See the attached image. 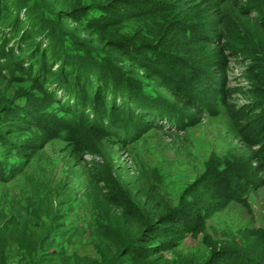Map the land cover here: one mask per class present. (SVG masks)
I'll return each instance as SVG.
<instances>
[{
	"label": "rangeland",
	"instance_id": "obj_1",
	"mask_svg": "<svg viewBox=\"0 0 264 264\" xmlns=\"http://www.w3.org/2000/svg\"><path fill=\"white\" fill-rule=\"evenodd\" d=\"M244 4L242 0H159L157 7L162 8L155 14L144 18L136 14L109 32L112 41L126 36L151 41L160 34L166 47L175 49L180 39L184 51L193 55L198 51L200 58L211 61L220 59L215 54L218 42L202 48L193 42L192 33L176 34L175 23L160 26L173 11L179 20L190 23L201 14L208 25L198 30L205 35L213 32L212 37L220 36L236 51L227 58L224 90L237 87L243 93H233L228 101L200 115L191 108L190 125L183 129L156 122L152 128L140 121L142 133L123 142L95 132L97 128L82 131L78 122L39 124L30 112L25 121L15 113L0 121V136L16 147L12 150L0 140V161L13 165L9 179L0 180V217H10L0 225V264H116L107 248L112 232L120 236L127 231L119 215L121 207L132 205L124 192L127 182L140 185L142 194L151 188L168 205L170 217L159 224L156 234L171 229L179 236L160 239L162 264L229 259L264 264V235L257 231L264 226V161L233 114L252 100L264 104V75L247 69L257 59L264 71V21ZM213 21L217 31L207 30ZM210 70L206 71L212 76ZM195 82L185 78L182 91L194 96L197 89L207 95ZM30 86L0 77V104L26 96ZM159 90L170 102L176 101L167 89ZM239 192L246 196L245 202L233 199ZM106 195L116 208L106 202ZM135 246L132 242L130 247ZM224 249L227 255L216 256Z\"/></svg>",
	"mask_w": 264,
	"mask_h": 264
},
{
	"label": "trees",
	"instance_id": "obj_2",
	"mask_svg": "<svg viewBox=\"0 0 264 264\" xmlns=\"http://www.w3.org/2000/svg\"><path fill=\"white\" fill-rule=\"evenodd\" d=\"M158 1L0 0V77L9 83L31 84L26 96L0 104V121L9 113L24 120L30 112L39 124L48 121L69 126L78 122L82 131L91 133L97 128L95 132L126 142L142 133L140 121L152 128L183 129L190 125L191 108L200 115L222 100L228 101L233 93L242 94L237 87L224 90L229 76L227 58L236 51L222 43L220 36L212 37L213 32L205 35L206 32L198 30L208 25L201 14L195 17L196 22L192 19L190 23L179 20L173 11L160 26L175 23L172 26L181 27L176 34L192 33L193 42L202 48L218 42L215 54L220 59L211 61L200 58L198 51L197 55L184 51L180 39L175 49L166 47L160 34L151 41L133 36L109 40L110 30L124 20L136 14L143 18L155 14L162 8L157 7ZM242 1L247 11H257L256 18L264 21V0ZM208 28L217 31V22L213 21ZM252 60L247 69L256 76L264 75L258 60ZM209 69L212 76L206 71ZM185 78L195 79L196 87L201 86L208 94H200L196 89L191 96L182 91ZM210 82H214L213 87H209ZM159 88L167 89L176 101L166 99ZM218 96L221 98L217 99ZM263 105L252 100L233 110L242 123L247 142L258 146L255 152L262 161ZM0 140L12 150L16 148L8 139L0 136ZM11 166L0 161V180L9 179ZM138 187L129 182L124 185L126 198L132 200V205L121 207L119 213L127 231L120 236L112 232L107 251L116 264H150L153 260L162 264L160 239H176L179 232L166 229L160 236L156 234L159 224L170 217L168 205L151 188L142 194ZM106 196V202L113 206L112 197ZM233 199L245 202L246 196L239 192L233 194ZM9 218L0 217V225L7 224ZM257 231L264 235V226ZM132 242L136 244L133 248ZM227 253L225 249L215 252L216 256ZM230 261L212 264H237Z\"/></svg>",
	"mask_w": 264,
	"mask_h": 264
}]
</instances>
